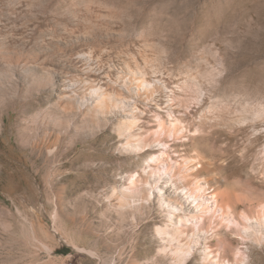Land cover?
Here are the masks:
<instances>
[{
	"label": "rangeland",
	"instance_id": "374dc122",
	"mask_svg": "<svg viewBox=\"0 0 264 264\" xmlns=\"http://www.w3.org/2000/svg\"><path fill=\"white\" fill-rule=\"evenodd\" d=\"M0 264H264V0H0Z\"/></svg>",
	"mask_w": 264,
	"mask_h": 264
},
{
	"label": "bare ground",
	"instance_id": "6f19581e",
	"mask_svg": "<svg viewBox=\"0 0 264 264\" xmlns=\"http://www.w3.org/2000/svg\"><path fill=\"white\" fill-rule=\"evenodd\" d=\"M132 79H134V78H132ZM133 81H136V80H133ZM139 81L141 82V80H139ZM142 82H143V84H141V85H144L146 83L145 80H142ZM63 83H65V82H63ZM137 84H139V83L137 82ZM125 86H127V85H125ZM125 86H123V87H125ZM139 86H140V84L135 87V91L132 87L133 90H131V91L133 92L134 95H139V91H140ZM143 88H145V87H143ZM106 91L103 89H97L96 92L94 91L95 94H92L89 96V101H88L89 105H93V106L97 105L98 108L101 109V111H102L100 113H103V114H105L104 112L107 109L106 108L107 104L111 105V107L114 109L123 108L124 112H122L121 118L119 119V125L122 127V132L125 133V132H127V129L125 128L126 126L137 122V120H138L137 111H136L137 109H136V107L134 108V105H133L132 100L130 98L122 97V96H116V95H115L116 97L115 96L113 97L110 95V93H107ZM128 91H127V93H128ZM67 94L68 93H66V95ZM127 96H129V94H127ZM132 98H133V96H132ZM174 177H175L174 175H171V176L164 175L165 179H160L159 181H156L157 178L155 179V175L154 174L151 175L150 181L147 180V186H150V188H151L150 193L153 194L154 190L156 189L158 192L165 195V197L163 196V198L162 197L161 198H162V202H163L162 204H164L163 206H165V209L167 210L166 217H167L168 221L173 222V224L175 221L176 226H178V227L182 226L183 223H185L187 225L188 224L198 225V224H196L197 223V219L195 217L196 215L195 214L192 215V212L193 211L200 212L201 210L205 209V203L200 202V199H199V197L204 198L203 193H201V189H199V194H195L193 191L188 189V187H187L188 184L187 185L183 184L178 179H175ZM152 180H153L154 184H152ZM160 181L163 183H159ZM173 195H174V197L177 196V198H180V199L173 198L172 197ZM181 211H183L184 213L180 216L179 214H181ZM178 212H179V214H178ZM189 214H191V216H189ZM170 225L171 224L166 225L165 227L161 228L160 233L162 235L168 236V239L171 241V243H173V242H176L178 235H181V233H179V231L182 232V230L177 227L173 231L171 229ZM176 251L177 252L179 251V254H180V252H184V251H182L181 245L177 246ZM181 256H182V253H181Z\"/></svg>",
	"mask_w": 264,
	"mask_h": 264
}]
</instances>
